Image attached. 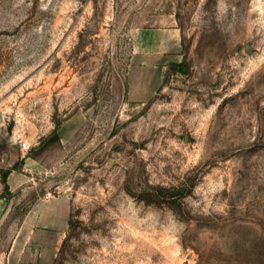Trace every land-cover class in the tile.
Listing matches in <instances>:
<instances>
[{"label": "rangeland", "instance_id": "374dc122", "mask_svg": "<svg viewBox=\"0 0 264 264\" xmlns=\"http://www.w3.org/2000/svg\"><path fill=\"white\" fill-rule=\"evenodd\" d=\"M0 264H264V0H0Z\"/></svg>", "mask_w": 264, "mask_h": 264}, {"label": "crops", "instance_id": "0c3cea01", "mask_svg": "<svg viewBox=\"0 0 264 264\" xmlns=\"http://www.w3.org/2000/svg\"><path fill=\"white\" fill-rule=\"evenodd\" d=\"M171 19L173 15L169 16ZM171 29H152L144 33V51L168 53L179 45L180 31L176 20L171 21ZM150 36H158L150 39ZM70 207L63 199L41 201L25 216L26 227L49 234L50 239L42 242V251L55 253L59 250L69 229ZM32 241V240H30Z\"/></svg>", "mask_w": 264, "mask_h": 264}, {"label": "trees", "instance_id": "16d2710c", "mask_svg": "<svg viewBox=\"0 0 264 264\" xmlns=\"http://www.w3.org/2000/svg\"><path fill=\"white\" fill-rule=\"evenodd\" d=\"M172 66L177 67L179 69H182L185 66V63H173ZM11 172H12L11 170H7L2 175V181H3V184L5 186V190L9 189V186L7 183V178ZM159 191L162 193V195L164 197H168V198H172L173 197L172 194H174L173 193L174 189H172V188H161V189H159ZM170 204H175V202H171Z\"/></svg>", "mask_w": 264, "mask_h": 264}, {"label": "built area", "instance_id": "2783aa9c", "mask_svg": "<svg viewBox=\"0 0 264 264\" xmlns=\"http://www.w3.org/2000/svg\"><path fill=\"white\" fill-rule=\"evenodd\" d=\"M22 146H23V148H24V149H27V148H29V147L27 146V144H26V143L22 144ZM51 196H52V194H51V193H49V194H47V197H46V198H50Z\"/></svg>", "mask_w": 264, "mask_h": 264}]
</instances>
